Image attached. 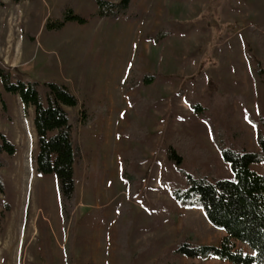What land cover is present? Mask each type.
Instances as JSON below:
<instances>
[{
	"label": "rangeland",
	"instance_id": "1",
	"mask_svg": "<svg viewBox=\"0 0 264 264\" xmlns=\"http://www.w3.org/2000/svg\"><path fill=\"white\" fill-rule=\"evenodd\" d=\"M135 1L137 19L113 20L94 16L97 0H0V60L25 79L69 85L90 117L78 134L84 157L70 228L55 175L37 170L34 110L0 79V128L17 148L0 167V264H231L174 251L192 235L219 245L226 233L173 198L171 184L182 179L167 145L175 131L192 135L210 154L202 163L189 154L182 167L225 178L234 174L215 138L260 148L264 69L262 82L253 70L264 67L255 45L264 39V0ZM68 6L87 21L46 29ZM145 74L156 79L142 82ZM126 149L146 157L130 166L143 178L135 196L121 176ZM253 168L264 173V162Z\"/></svg>",
	"mask_w": 264,
	"mask_h": 264
},
{
	"label": "trees",
	"instance_id": "2",
	"mask_svg": "<svg viewBox=\"0 0 264 264\" xmlns=\"http://www.w3.org/2000/svg\"><path fill=\"white\" fill-rule=\"evenodd\" d=\"M97 1L98 9L94 16L133 20L140 15V7L135 0ZM69 21L85 23L87 18L68 6L60 18H48L45 27L58 30ZM144 38L153 40L149 35H144ZM255 45L257 51L264 55V39ZM263 69L253 70L256 82H262ZM0 79L6 92L18 95L26 109L34 110L37 170L42 174L55 175L63 223L71 228L77 205L76 166L84 157L78 134L90 121L86 104L80 101L69 85L55 79H25L16 67L7 66L1 60ZM155 79V75L145 74L141 81L151 83ZM136 86V83H132L126 90ZM191 106L195 111L205 109L197 101ZM67 107L80 110L72 115ZM1 115L0 108V118ZM214 140L225 161L231 165L232 178L196 170L186 171L182 165L187 156L195 155L197 163H202L210 154L208 149L197 144L192 135L181 131H175L168 140V157L182 179L171 184L173 198L183 207L202 209L211 224L226 233L219 245L197 244V238L192 235L182 239L174 251L188 257H215L231 264H264V173L253 168L254 164L264 162V116L260 119L257 135L258 150L237 149L227 145L223 139ZM16 149L15 143L0 128V167L9 165L2 154L13 155ZM145 159L140 150L126 149L121 152V176L132 196L137 193L143 178L130 166ZM5 191L6 182L0 173V193Z\"/></svg>",
	"mask_w": 264,
	"mask_h": 264
}]
</instances>
